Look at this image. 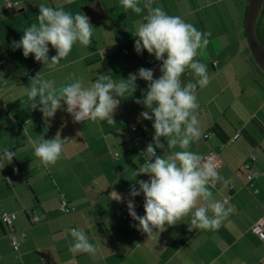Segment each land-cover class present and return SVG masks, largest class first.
<instances>
[{
  "label": "crops",
  "instance_id": "obj_1",
  "mask_svg": "<svg viewBox=\"0 0 264 264\" xmlns=\"http://www.w3.org/2000/svg\"><path fill=\"white\" fill-rule=\"evenodd\" d=\"M248 2L154 0L153 6L168 15L211 32L209 44L194 58L207 65L210 77L206 87L196 89L199 108L193 115L197 114L202 136L187 150L203 157L210 149L218 152L216 168L222 179L206 185L212 193L208 200L198 198L187 216L175 225L165 224L163 230L153 229L156 235L149 238L128 213L131 185L139 190L137 181L149 179L143 174L135 177L133 171L145 163L141 154L149 144L165 158L181 149L178 144L170 146L172 137L165 136L159 138L163 147L156 146L154 117L141 115L147 111L152 116V111L135 102L143 100L148 82L137 78L133 93L116 97L120 103L112 125L90 119L75 122L63 100L52 117H45L39 95L29 102L26 94L37 77L54 80L57 92L74 82L71 74L85 87L99 75H110L117 82L130 73L138 76L140 68L159 78L160 69L146 63L155 61L154 55L143 49L138 54L134 47L148 0H140L144 7L140 14L125 10L119 0H0V218L4 213L17 216L10 226L0 222V264H264V240L251 231L264 211V76L245 44ZM8 3L14 6L7 7ZM40 4L85 14L94 27L92 43H75L54 69L34 54L24 57L22 48L12 47L26 28L38 23ZM256 31L264 45V8ZM48 48L50 62L57 52L50 44ZM196 80L194 71L186 69L181 87ZM206 133L209 137L204 140ZM57 136L65 140L61 157L45 167L28 137L38 141ZM5 148L16 154L10 163L3 158ZM250 172L257 176L251 182ZM112 191L122 201L112 200ZM131 199L137 215L143 216V193ZM62 200L74 211L63 214ZM215 200L226 202L231 214L216 228L189 230L195 208ZM72 228L86 233L97 248L95 254L69 251L73 241L66 229Z\"/></svg>",
  "mask_w": 264,
  "mask_h": 264
},
{
  "label": "clouds",
  "instance_id": "obj_2",
  "mask_svg": "<svg viewBox=\"0 0 264 264\" xmlns=\"http://www.w3.org/2000/svg\"><path fill=\"white\" fill-rule=\"evenodd\" d=\"M125 10H132L136 14L147 8V14L142 22H138L135 32V51L139 54L146 50L154 55L157 61H162L161 75L153 79V71L140 68L137 74L130 73L127 79L113 81L110 75H99L98 78L85 87L82 79L75 78L71 74V82L59 88L58 92L53 88L54 80H42L37 77L31 88L26 90L29 102L39 95L40 109L45 117H52L60 107L61 100L67 105V112L73 114L77 123L87 120L106 121L114 124L115 110L120 103L116 97L124 98L126 92L133 93L136 88L137 78L148 82L147 91L143 100L136 99L137 104L143 103L152 111L142 112L144 119L151 120L154 117L156 146L161 136L172 137L169 145H179L180 151H175L168 157L157 156L152 144L147 147V152L141 155L145 163L133 171V175H147L149 179L139 180V190L132 184L127 202L128 213L133 220L139 222V228L149 238L156 235L153 229L163 230L165 224L175 225L178 220L187 216L195 207L197 199L203 197L208 200L212 193L206 185L210 181H219L216 165L209 160L201 164L202 155L188 151L194 139L199 140L202 131L199 126L197 114L193 112L199 108L196 89L206 87L210 82L207 65L194 59L199 50L209 44L211 32L197 30L191 23L185 22L179 16H170L161 7H154V0H148L144 6H140V0H119ZM38 23H33L24 30L22 39L17 43L12 42L13 49L22 48L23 56L34 54L37 61H43L50 69L56 68L60 61L68 56L73 45L79 42L83 46L92 43L93 26L85 14L73 15L62 8L39 5ZM56 49L57 55L48 61V45ZM186 69L194 71L197 80L195 83H187L181 87L180 77ZM40 86L37 87L36 85ZM155 105V107H153ZM31 103V108H36ZM183 129V130H182ZM178 138V139H177ZM28 143L34 148V155L40 162L48 167L54 165L61 157L65 140L57 136L51 140L42 137L33 140L28 137ZM15 152L7 148L3 150V158L10 163L15 157ZM119 155V153H118ZM155 157L154 162H150ZM138 159V158H137ZM144 196V215H137L131 198ZM112 200L122 201L123 197L116 191L110 194ZM226 202H215L195 208L190 225L195 229H213L227 218L231 208L225 207ZM209 211L212 213L210 216ZM72 237L69 245L70 252H85L95 254L97 248L89 242L88 236L81 229H66Z\"/></svg>",
  "mask_w": 264,
  "mask_h": 264
},
{
  "label": "built area",
  "instance_id": "obj_3",
  "mask_svg": "<svg viewBox=\"0 0 264 264\" xmlns=\"http://www.w3.org/2000/svg\"><path fill=\"white\" fill-rule=\"evenodd\" d=\"M13 6H14V4H12V3H8L7 4V7H13ZM146 63L148 65H154V66H156L157 69H161V67H162V61H157V60L152 61L150 59H147L146 60ZM131 129L132 130H135V126H132ZM208 137H209V134L208 133H206V134L203 135V139L204 140L208 139ZM209 160H211L217 166V164L219 162V153L216 152L213 149H210L209 153L204 157L203 163H206ZM245 168L250 171V169H251L250 163H246L245 164ZM256 177L257 176H256L255 173H251L250 172L248 174V176H247V180L249 182H251ZM224 201H226V199ZM60 210H61V212L63 214H69V213H71V212L74 211V208H71L66 201L62 200L61 201V204H60ZM16 218H17V216H16L15 213H10V214L4 213L1 216V218H0V222L4 226H10L16 220ZM33 221L37 222V218H34ZM251 231L256 236H258L260 239H263L264 240V211H263L262 217L260 219H258L255 222V224L252 226ZM12 244H13V248L15 250H17L18 249V243L14 240Z\"/></svg>",
  "mask_w": 264,
  "mask_h": 264
},
{
  "label": "water",
  "instance_id": "obj_4",
  "mask_svg": "<svg viewBox=\"0 0 264 264\" xmlns=\"http://www.w3.org/2000/svg\"><path fill=\"white\" fill-rule=\"evenodd\" d=\"M264 8V0H249L245 18V44L255 65L264 74V45L257 36V24Z\"/></svg>",
  "mask_w": 264,
  "mask_h": 264
},
{
  "label": "trees",
  "instance_id": "obj_5",
  "mask_svg": "<svg viewBox=\"0 0 264 264\" xmlns=\"http://www.w3.org/2000/svg\"><path fill=\"white\" fill-rule=\"evenodd\" d=\"M256 68L264 76V74L261 72V70L258 67H256Z\"/></svg>",
  "mask_w": 264,
  "mask_h": 264
},
{
  "label": "bare ground",
  "instance_id": "obj_6",
  "mask_svg": "<svg viewBox=\"0 0 264 264\" xmlns=\"http://www.w3.org/2000/svg\"><path fill=\"white\" fill-rule=\"evenodd\" d=\"M9 214V213H8ZM13 247V246H12ZM15 250V249H14Z\"/></svg>",
  "mask_w": 264,
  "mask_h": 264
}]
</instances>
